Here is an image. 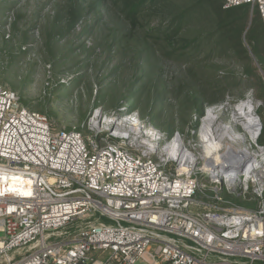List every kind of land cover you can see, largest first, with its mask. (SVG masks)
Masks as SVG:
<instances>
[{
	"label": "built area",
	"instance_id": "built-area-1",
	"mask_svg": "<svg viewBox=\"0 0 264 264\" xmlns=\"http://www.w3.org/2000/svg\"><path fill=\"white\" fill-rule=\"evenodd\" d=\"M241 4L264 25V0L223 7ZM241 101L207 105L187 138L125 105L83 133L0 84V264H264L261 102Z\"/></svg>",
	"mask_w": 264,
	"mask_h": 264
},
{
	"label": "rangeland",
	"instance_id": "rangeland-1",
	"mask_svg": "<svg viewBox=\"0 0 264 264\" xmlns=\"http://www.w3.org/2000/svg\"><path fill=\"white\" fill-rule=\"evenodd\" d=\"M125 2L0 0V84L57 130L84 133L94 107L125 105L187 138L207 105L247 97L261 102L264 126V71L245 38L249 13L227 25L217 0H144L131 17ZM224 38L240 39L244 58H234Z\"/></svg>",
	"mask_w": 264,
	"mask_h": 264
},
{
	"label": "trees",
	"instance_id": "trees-1",
	"mask_svg": "<svg viewBox=\"0 0 264 264\" xmlns=\"http://www.w3.org/2000/svg\"><path fill=\"white\" fill-rule=\"evenodd\" d=\"M144 0H126L125 6L128 11V15L132 17L134 15L135 11L138 9V7L143 3ZM223 2L224 0H217L216 3V8L221 11H226V14L222 18L223 22L227 23V25H232L233 23H238V22H243L245 19V16L249 13L251 18H250V24L248 29L246 30L245 33V38L246 41L248 42L252 52L255 54L257 57L258 61L261 64L263 71H264V25L262 22V19L255 7L251 8L249 4H241L238 6L230 7V8H224L223 7ZM231 10V12H227ZM249 10V12H248ZM208 11V10H204ZM181 14L184 12V10L180 11ZM177 16V14H176ZM175 16V17H176ZM205 16V14L202 15V17ZM178 17H183V16H178ZM209 17V12L205 18ZM187 16L184 17V21L186 20ZM191 18V17H190ZM179 19L178 21H180ZM133 21V19H132ZM209 21V20H208ZM243 24V23H242ZM242 27V25H241ZM241 30V28H240ZM238 32V37L242 31ZM236 34V33H235ZM221 45L225 46L226 49L232 51L234 58H244V53L246 52L245 48L240 44V39L238 44H234L230 39L224 38L221 41ZM244 71L246 73H250L252 69L245 67ZM260 86L263 84H259ZM264 130V126H263ZM263 135V131L261 133V136ZM260 136V137H261ZM262 144V143H261ZM264 145V144H262Z\"/></svg>",
	"mask_w": 264,
	"mask_h": 264
},
{
	"label": "bare ground",
	"instance_id": "bare-ground-1",
	"mask_svg": "<svg viewBox=\"0 0 264 264\" xmlns=\"http://www.w3.org/2000/svg\"><path fill=\"white\" fill-rule=\"evenodd\" d=\"M241 106H243L248 112H252L253 109H254L255 104L253 103V101H250L248 99H244V100L241 101ZM214 118H215V115H213L211 113H208L207 114V116L205 118V121H206V125L205 126L207 128L213 129V123H212V121L214 120ZM250 119H251V122L253 124H257V121H256V119L254 118L253 115L250 116ZM134 122H135L136 125H138L139 124V119L138 118H135V121ZM221 132L223 133L224 131H222V129H221ZM217 145L218 144H215V146H217Z\"/></svg>",
	"mask_w": 264,
	"mask_h": 264
}]
</instances>
